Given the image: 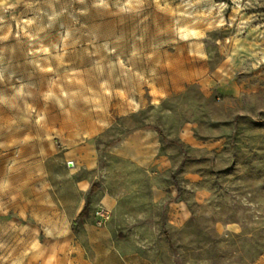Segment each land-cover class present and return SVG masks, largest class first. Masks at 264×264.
Here are the masks:
<instances>
[{"label":"rangeland","instance_id":"374dc122","mask_svg":"<svg viewBox=\"0 0 264 264\" xmlns=\"http://www.w3.org/2000/svg\"><path fill=\"white\" fill-rule=\"evenodd\" d=\"M139 129L145 168L112 153ZM67 159L127 254L264 264V0H0V264L78 241Z\"/></svg>","mask_w":264,"mask_h":264},{"label":"crops","instance_id":"0c3cea01","mask_svg":"<svg viewBox=\"0 0 264 264\" xmlns=\"http://www.w3.org/2000/svg\"><path fill=\"white\" fill-rule=\"evenodd\" d=\"M198 79L203 81L207 80V77L203 74L197 78H186L181 81L180 85L177 82L166 92H176L177 89L184 88L185 83H193ZM159 147V140L155 132L149 129H139L119 140L113 147L112 153L145 168L149 165V156L157 154ZM68 162L73 163V168L67 167ZM65 165L67 169H70L68 173L70 181L66 187L78 196L76 201L70 205L71 214L67 217L70 220L71 231L73 223L85 206L87 198H89L91 186L89 183H84L78 179L84 168L77 166L71 159H67ZM90 167L89 165L86 166L87 171L92 170ZM91 204L96 207L103 206L109 211H117L120 206V199L112 191H102L91 197ZM78 225V241L62 245V250L66 253H63L61 259L58 260L60 264H151L139 254H127L120 244L109 241L111 228L97 229L85 218Z\"/></svg>","mask_w":264,"mask_h":264},{"label":"built area","instance_id":"2783aa9c","mask_svg":"<svg viewBox=\"0 0 264 264\" xmlns=\"http://www.w3.org/2000/svg\"><path fill=\"white\" fill-rule=\"evenodd\" d=\"M91 217L94 221V224L101 228L104 227L111 219V212L103 206H98L93 209Z\"/></svg>","mask_w":264,"mask_h":264},{"label":"trees","instance_id":"16d2710c","mask_svg":"<svg viewBox=\"0 0 264 264\" xmlns=\"http://www.w3.org/2000/svg\"><path fill=\"white\" fill-rule=\"evenodd\" d=\"M157 133L161 136V132H160V130H157ZM95 187H96L95 184H93V185L91 186L90 193L93 192V190H94ZM87 208H88V198H87V201H86V203H85V206L83 207L82 211L80 212V214H79L78 217L76 218V220H75V222L73 223V225L78 224V223H81L82 220H83L84 218H86V216H87Z\"/></svg>","mask_w":264,"mask_h":264},{"label":"water","instance_id":"95a60500","mask_svg":"<svg viewBox=\"0 0 264 264\" xmlns=\"http://www.w3.org/2000/svg\"><path fill=\"white\" fill-rule=\"evenodd\" d=\"M67 167H68V168H73V163H72V162H68V163H67Z\"/></svg>","mask_w":264,"mask_h":264}]
</instances>
